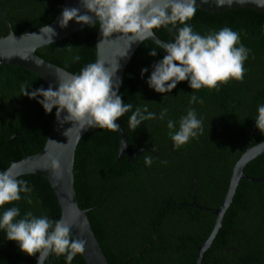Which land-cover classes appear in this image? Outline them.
Returning <instances> with one entry per match:
<instances>
[{
  "label": "trees",
  "instance_id": "16d2710c",
  "mask_svg": "<svg viewBox=\"0 0 264 264\" xmlns=\"http://www.w3.org/2000/svg\"><path fill=\"white\" fill-rule=\"evenodd\" d=\"M63 4L64 0H0V15L8 9V22L16 34L22 35L51 24ZM190 24L201 35L223 27L239 31L241 42L251 50L245 75L243 80L229 81L218 89H201L196 95L203 104L190 105L194 90L187 81L164 95L149 88L146 81L152 65L165 53L152 41L141 44L125 71L119 94L124 103L133 105V110L146 102L156 113L166 108L168 116L164 121L142 124L127 136V143L130 154L150 148L156 149L160 158L145 153L133 162L128 155L118 159L120 133L108 129L87 133L76 153L79 205L91 210L89 219L110 264H123L132 257L136 258L128 264H197L199 247L210 237L216 217L191 207L194 191L199 205L218 209L234 167L245 152L241 141L247 148L264 142V134L254 121L257 106L264 104V14L254 10L211 14L197 9ZM154 32L165 42L173 40L174 33L167 29ZM98 33L99 24H94L37 54L78 74L86 64L96 61ZM8 34L7 24L0 18V38ZM154 48L160 51L156 57L150 55ZM76 56L80 57L78 62L73 59ZM143 68L149 72L142 79ZM25 85L30 91L49 86L29 70L0 65V171L41 153L56 116L55 109L46 114L36 100L23 96ZM189 107L203 119L204 132L176 149L167 120L177 121L178 127L179 118ZM130 115L118 120L125 130L129 129ZM146 156L153 161L150 166L145 164ZM244 172L252 178H264V154L249 163ZM20 178L34 187L32 205L24 199L15 202L21 214L32 211L60 219L61 208L48 180L39 175ZM0 264L37 262L0 232ZM46 264L66 262L64 257L50 256ZM73 264H86L83 255H78ZM202 264H264V183L240 182L223 228Z\"/></svg>",
  "mask_w": 264,
  "mask_h": 264
},
{
  "label": "clouds",
  "instance_id": "9594fccd",
  "mask_svg": "<svg viewBox=\"0 0 264 264\" xmlns=\"http://www.w3.org/2000/svg\"><path fill=\"white\" fill-rule=\"evenodd\" d=\"M80 3L89 14H81L79 8H65L59 20L60 27L67 28L72 21L93 25L94 19L97 20L103 37L100 43L114 34L129 41L121 58L128 57L133 44L154 37L155 29L164 28L174 33L171 42L159 45L165 55L152 65L146 81L158 94L172 93L178 84L187 81L194 90L189 104H203V99L196 95L201 89H218L229 81L244 78L245 62L249 60L251 50L241 42L239 31L230 27L204 35L194 31L190 21L196 16L197 0H80ZM216 3L223 5L224 0H216ZM41 31L50 33L51 37L56 34L50 26H44ZM158 52L154 48L150 55L156 57ZM73 59L78 62L80 57ZM119 70L118 61L112 66L98 60L86 64L78 74H58L56 85L31 91L25 85L22 92L23 96L36 100L46 114H52L55 109L61 125L71 122L73 128L65 135L75 130L81 137V133L89 128L119 130L120 125L116 122L128 113H131L129 130L146 122L164 121L168 116L166 108L156 113L150 111L149 103L145 102L133 110L131 103L123 102L119 94ZM148 72V68H143L141 78ZM254 121L255 127L264 134V104L257 106ZM167 128L176 149L204 132L203 119L191 107L179 118L178 127L177 121L168 119ZM152 162L151 157L146 156L145 164L150 166ZM16 167L13 164L0 171V232L5 234L7 241L15 242L20 252L37 257V264H46L50 256L64 257L66 264H73L76 257L85 252L86 242L74 237L73 225L63 218L52 220L32 211L21 214V209L14 206L15 202L24 199L32 205L34 187L20 178ZM51 168L58 174L59 161L51 159Z\"/></svg>",
  "mask_w": 264,
  "mask_h": 264
},
{
  "label": "water",
  "instance_id": "95a60500",
  "mask_svg": "<svg viewBox=\"0 0 264 264\" xmlns=\"http://www.w3.org/2000/svg\"><path fill=\"white\" fill-rule=\"evenodd\" d=\"M197 3V9L211 14H223L232 10H254L264 14V0H224L223 5H218L216 0H197ZM65 8H79L81 14H89L86 13V10L82 7L80 0H64L63 9ZM61 13L51 24L47 25L52 27L56 33L53 37H51L50 33H43L41 31L43 27L27 34H16L6 18L7 12L5 11L0 18L7 24L9 34L6 37L0 38V65H11L29 70L39 76L47 85H56L58 74L73 75L69 71L48 62L37 54L39 50L59 43L71 35L92 26L81 25L72 21L69 23L67 28H61L59 25ZM94 24H98V21L95 19L93 25ZM102 40L103 37L99 30L96 42V61H104L112 66H115L118 61L120 65V70L117 73V77L120 81L119 93L124 83L125 71L141 44L144 41H152L158 46L167 43L155 34L154 37L147 38L143 42L133 44L128 57L121 58L124 55L129 43L127 38H124L119 34H114L113 37L105 38V40L100 43ZM23 57H26L27 59H23ZM218 87L220 88L221 86ZM64 115H66V113ZM61 119H63V116ZM116 123L120 125L118 121ZM71 128H73V124L71 122L61 125L55 116L43 151L34 156H26L23 160L13 162L11 165H17L15 171L20 173V177L27 175H39L48 180L60 205L62 213L61 218L73 225V235L75 238L82 239L86 242L85 252L82 254L86 264H110L108 258L103 252V249L101 248L100 242L96 237L89 219L91 210H84L79 205L75 183L76 180L74 170L77 148L83 137L95 128H89L86 131H83L81 133V137H78L75 130L68 133V136L65 135V133ZM118 131L120 133V150L118 159H120L123 155H128L130 162H133L136 157L145 153H151L156 158H159L155 149H141L133 154H130L127 136L133 130H125L120 125ZM239 138L241 137L239 136ZM241 143L245 152L234 167L229 188L221 206L218 209H210L199 205L196 201V191H194V196L192 198L193 203L191 207L212 213L216 217V223L210 237L202 246L199 247L197 264H202V260L206 252L213 245L220 229L223 228V219L234 201L240 182L249 181L255 184L264 183V178H252L247 176L244 172L249 163L264 154V142L252 148H247L243 141H241ZM51 159H56L60 163L58 174L54 173L51 168ZM194 185L192 186L193 189L195 188ZM154 242L155 239L151 244ZM135 258L136 257H132L123 264H128ZM34 259L37 262V257H34Z\"/></svg>",
  "mask_w": 264,
  "mask_h": 264
},
{
  "label": "flooded vegetation",
  "instance_id": "af4514ba",
  "mask_svg": "<svg viewBox=\"0 0 264 264\" xmlns=\"http://www.w3.org/2000/svg\"><path fill=\"white\" fill-rule=\"evenodd\" d=\"M5 11L8 12V9L5 10ZM5 11H4V12H5ZM1 15H2V14H1ZM1 15H0V16H1ZM6 16H7V14H6ZM7 28H8V27H7ZM146 149H150V148H146ZM155 150H156V149H155ZM156 152H157V151H156ZM158 156H159V155H158ZM154 157H155V156H154ZM155 158H156V157H155ZM159 158H160V157H159ZM159 158H156V159H159ZM193 196H194V195H193ZM196 197H197V196H196ZM192 198H193V197H192ZM192 200H193V199H192ZM196 201H197V200H196ZM192 203H193V202H192ZM191 205H192V204H191Z\"/></svg>",
  "mask_w": 264,
  "mask_h": 264
}]
</instances>
